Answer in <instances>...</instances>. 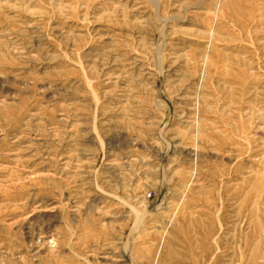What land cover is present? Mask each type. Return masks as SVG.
<instances>
[{"label":"rangeland","instance_id":"374dc122","mask_svg":"<svg viewBox=\"0 0 264 264\" xmlns=\"http://www.w3.org/2000/svg\"><path fill=\"white\" fill-rule=\"evenodd\" d=\"M0 264H264V0H0Z\"/></svg>","mask_w":264,"mask_h":264},{"label":"bare ground","instance_id":"6f19581e","mask_svg":"<svg viewBox=\"0 0 264 264\" xmlns=\"http://www.w3.org/2000/svg\"><path fill=\"white\" fill-rule=\"evenodd\" d=\"M216 12V11H215Z\"/></svg>","mask_w":264,"mask_h":264}]
</instances>
